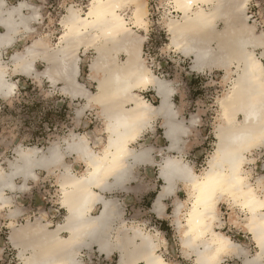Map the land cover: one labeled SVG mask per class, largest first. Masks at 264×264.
<instances>
[{
  "label": "bare ground",
  "instance_id": "6f19581e",
  "mask_svg": "<svg viewBox=\"0 0 264 264\" xmlns=\"http://www.w3.org/2000/svg\"><path fill=\"white\" fill-rule=\"evenodd\" d=\"M170 2L178 16L170 17L166 24L169 45L191 57L192 70L224 67L230 78L231 66L236 67L230 88L218 98L214 152L199 173L181 156L180 140L188 127L177 116L172 101L175 88L144 63L146 36L137 31L147 30L146 0H90L84 13L70 5L60 21L57 46L48 48L42 37L35 38L24 47V53L11 55V68L3 61L2 52L18 37L32 32L29 21L37 19L39 13L28 0L10 6L7 0H0V98H8L16 89L15 82L7 79L9 69L18 74L34 72L53 85L62 82L60 92L84 99L83 108L97 107L107 135L99 151L85 135L74 132L61 145L54 143L45 149L18 146L15 160H9V170L0 167V207L12 201L6 191L25 188L36 168L63 169L58 179L60 204L66 211L63 220L52 228L37 220L21 227L11 224L10 240L18 247L22 264H83L82 250L94 244L104 250L111 223L120 216L116 200L104 194L122 187L133 176L134 165L154 162L150 147L131 144L144 130L153 129L156 118L162 119L168 151L178 155L167 154L159 160L158 176L163 183L153 205L161 212L162 197L175 194L180 183L186 187V206L176 202L173 214L183 252L193 255L195 264H220L224 255L240 257V264H264V174L252 178L257 162L253 151L264 149V66L260 59H264V34L255 33L246 22L248 0ZM124 8L130 9L128 18ZM220 22L223 26L218 28ZM82 46L84 51L90 47L95 50L88 64L89 78L96 82L95 92L76 80L77 51ZM257 48L261 49L259 56L255 54ZM120 55L124 60L119 61ZM36 60L46 63L43 72L35 71ZM148 87L155 92L157 104L136 92ZM66 154L82 160L86 170L73 173L64 162ZM261 168L263 171L264 157ZM16 178L23 184L17 185ZM225 201L244 214L240 224L257 248L252 256L219 229L223 223L219 205ZM115 241L121 250L130 244L134 247L126 254L120 251L119 264H169L158 251L157 236L139 226L122 224Z\"/></svg>",
  "mask_w": 264,
  "mask_h": 264
},
{
  "label": "rangeland",
  "instance_id": "374dc122",
  "mask_svg": "<svg viewBox=\"0 0 264 264\" xmlns=\"http://www.w3.org/2000/svg\"><path fill=\"white\" fill-rule=\"evenodd\" d=\"M18 0H7V5H14ZM34 4L39 17L30 19V33L22 37L18 44H14L7 50L2 52L3 61L12 67L11 55L16 52L24 53V47L32 43L35 38L42 37L46 41L48 48L57 46L59 36L62 32L61 19L66 13V9L73 5L81 9V13L87 10L90 0H28ZM171 0H146L147 8V30H138L139 34L146 36L142 46V56L145 65L151 71L169 80L175 88V94L172 101L176 105L178 118L183 120L188 127V121L195 117L194 125L188 127V131L184 137V141L180 140L182 147L181 154L183 159L188 162L195 172L199 173L206 165L208 159L215 149V126L219 123L218 119V98L227 91L231 86V78L236 76V67L231 66L230 78L227 76L224 67L214 66L205 68L198 72L191 69L192 59L176 51L169 45V34L167 30V21L172 16H178V13L171 9ZM123 14L130 13L129 8H124ZM32 10H25L29 13ZM246 22L253 27L255 33L264 34V0H248L246 9ZM223 24L220 22L218 28ZM34 28V29H33ZM34 30V31H33ZM19 40V38H18ZM17 40V41H18ZM16 41V42H17ZM214 45V44H213ZM215 46V45H214ZM94 49L90 47L84 51V46L78 49L79 74L76 80L83 83L90 91H96V82L89 78L88 64L95 55ZM261 49H256L255 54L260 55ZM119 61L124 60L125 56L120 55ZM264 66V59L260 57ZM235 67V68H234ZM46 63L42 60H36L34 69L37 72H43ZM7 79L15 82V92L8 98H0V167L8 171L9 160H15V149L20 147H40L45 149L47 146L58 143L63 144L64 138L70 136L72 132L85 135L90 145L96 151H99L106 142L107 135L104 129V120L99 114V109L92 106L83 108L84 99L76 97L71 98L60 92L63 83L58 81L53 85L47 78L31 74L12 73L9 69ZM51 83V84H50ZM60 87V88H59ZM152 104L158 103L155 92L148 87L136 91ZM81 109L80 113H77ZM148 141L146 145L151 148L154 162L158 163L162 156L167 154L178 155L176 152L160 153L164 149L163 132L161 120H157L153 124V129H146ZM143 131V133H144ZM150 131V132H149ZM141 137L137 142L132 143L131 147H141L139 143H143L145 138ZM151 136H154L152 139ZM187 136V137H186ZM156 148V149H155ZM252 156L257 158V162L253 165V177L264 174V170L259 168V161L264 157V149L254 150ZM64 162L71 166L73 173L79 175L86 170L85 163L77 159L73 154H66ZM153 162V163H154ZM143 166V164L134 165L133 177L129 184L137 185L140 202L132 201L130 204H122V195L120 190L114 189L105 194L108 198H113L118 203L121 221H132L136 216L141 220L142 227L149 230L155 223L154 220L160 221V214L154 213L152 210L153 196L156 194L161 180L158 177V166L156 164ZM252 166V165H251ZM150 168V174L144 176L143 170ZM251 168V167H249ZM63 169L54 168L52 171L35 170V176L26 181V187L22 190L6 191L11 198L9 206L0 207V264H22V260L18 255L17 247L12 244L10 235L13 227H21L27 221H41L48 228L54 227L61 222L65 216V208L60 204L62 193L60 190L58 179ZM138 172L141 175H138ZM17 185L23 184L20 178H16ZM264 196V195H263ZM186 187L181 183L175 194L168 196L164 202L169 203L166 214L163 216L168 219L169 225L162 224L157 226L162 233L151 230L158 241L163 246L162 255L169 264H195L193 257L190 256H173L166 252L168 247L180 249V231L177 230L175 224L174 208L176 202L182 201L186 206L188 199ZM139 199V198H138ZM139 206L135 212L132 206ZM186 207L182 208L185 213ZM98 208L93 212L96 213ZM12 211L15 213L12 214ZM219 217L222 220L220 230L230 236L232 241L241 244L247 253L254 254L257 250L250 234L243 230L240 223L244 221V214L237 207L231 206L228 202L219 205ZM146 221L144 222V220ZM183 221V215L180 216ZM124 222V221H123ZM127 222L128 225L132 223ZM118 224V221L116 222ZM115 223V224H116ZM120 226V225H119ZM242 226V228L240 227ZM240 227V228H239ZM115 233V232H114ZM112 234V237L114 236ZM166 249V250H165ZM100 258L97 248L92 246L91 249L82 250L83 264H94L92 260ZM118 253L112 254L110 264H119ZM235 262V263H234ZM222 263V261H221ZM226 263L223 261V264ZM233 264H239L240 258H233Z\"/></svg>",
  "mask_w": 264,
  "mask_h": 264
},
{
  "label": "crops",
  "instance_id": "0c3cea01",
  "mask_svg": "<svg viewBox=\"0 0 264 264\" xmlns=\"http://www.w3.org/2000/svg\"><path fill=\"white\" fill-rule=\"evenodd\" d=\"M0 31H1V28H0ZM29 33V32H28ZM18 38H19V40H18ZM17 38V42H16V44H18L19 42H20V40L22 39V37H18ZM199 72V71H198ZM67 96H69V95H67ZM69 97H71V96H69ZM71 98H76V97H71ZM147 100V99H146ZM176 106V105H175ZM177 109V108H176ZM161 120V122H162V119L161 118H156V119H154L153 120V124H154V122H156L157 120ZM192 125H194V123H191V121H188V127H190V126H192ZM162 126V125H161ZM162 128H163V126H162ZM150 132V131H149ZM144 135L145 136H147V131H144V133L142 134V136L141 137H144ZM215 136V135H214ZM140 137V138H141ZM154 136H151V138L150 139H152ZM184 137H185V135L182 137V140L184 141ZM187 137V136H186ZM163 138H164V142L166 143V146H164V149H161L160 150V153L161 154H163V153H168L169 151H168V149H167V146H168V140H167V138H166V136H165V134H164V132H163ZM148 141V136L145 138V141L143 142V143H139L140 144V146L141 145H146V142ZM156 149V148H155ZM152 154V153H151ZM152 156H153V154H152ZM181 156H182V154H181ZM183 157V156H182ZM153 160H154V157H153ZM155 163V162H154ZM154 163H151V164H143V166H147V165H152V164H154ZM157 166H158V169H159V164L158 163H155ZM8 166H9V162H8ZM10 168V167H9ZM259 168H260V170L262 171V168H261V161H259ZM36 169H40V168H36ZM35 169V170H36ZM158 169H157V171H158ZM40 170H43V169H40ZM150 171H151V169L150 168H147L146 167V169L145 170H143V172H144V176H147V175H149L150 174ZM158 173V172H157ZM134 174H136V172L134 171L133 172V176H134ZM138 175H141V173L140 172H138ZM132 176V177H133ZM159 177V176H158ZM131 179V178H130ZM128 180L126 183H124V185L122 186V187H119V188H116V189H118V190H120V192H121V195H122V204L124 205V204H130V202H132V201H135L136 200V202L138 203V202H140L141 201V198H140V192H139V190H138V188H137V185H133V184H129L128 185V182H130L131 180ZM159 179L161 180V185H162V183H163V180L159 177ZM160 185V186H161ZM160 186H159V188H158V190H157V192H156V194L153 196V202H154V200L156 199V197H157V195H158V191H159V189H160ZM17 190H19V189H17ZM114 190V189H113ZM13 191H15V190H13ZM112 191V190H111ZM108 192V191H107ZM107 192H105V194L107 193ZM110 192V191H109ZM104 194V195H105ZM168 196H170V195H165L164 197H162V199H161V202H162V204H163V208H162V211L161 212H157L155 209H154V205H153V202H152V205H151V207H152V210L154 211V213H158V214H160V216L159 217H156L157 219L159 218L160 219V221H157V220H154V224H153V226L152 227H150L149 228V230L147 229V228H143L142 227V221L141 220H138V216H136V218H134L131 222L130 221H127V222H130V223H132V225H128V223L127 222H125V220H124V218H123V220H122V223L124 224V225H127L128 227H130V226H139V227H141V228H143L144 230H146V231H151V230H155L156 232H159V233H162V230H159L158 228H157V226L158 227H160V225H161V223H162V221H165L163 224H162V226H166V225H169L168 224V219L166 218V217H164L163 216V213L164 214H166V211H167V208H168V206H169V203H166V202H164V199H166ZM139 198V199H138ZM131 209L135 212L137 209H139V206H136L135 204H134V206H132L131 207ZM120 210V209H119ZM136 214H138V213H134V215H136ZM122 215H121V213H120V216L119 217H121ZM119 217H117L116 218V220H113L112 221V223H111V232L110 233H116V231L118 230V228L121 226V221H119L121 218H119ZM118 221V224L116 223ZM124 221V222H123ZM146 221V219L144 220V222ZM116 223V224H115ZM120 225V226H119ZM243 230H245V229H243ZM129 231H131V229H129ZM115 233H114V236L112 237V234H110V236H108L107 237V245H106V247L104 248V250H99L98 249V247L96 246V244H94V245H92V246H95L96 248H97V252H98V254H100V258H96L95 257V260H92V263H94V264H110V261H111V256H112V254H115V253H118V255H119V258H120V251H123L125 254L126 253H128V252H130L134 247H133V244H130L129 246H127V247H125V248H123V250H121L120 248H118V247H116V241H115ZM161 246H163L160 242H158V251H161V249H162V247ZM17 249H18V247H17ZM166 250V249H165ZM166 252L168 253V254H170V255H173V256H176V257H178V256H181V257H185V256H190V257H193V255H187V254H185L184 252H183V249H182V247L180 248V249H177V248H173V247H168V249L166 250ZM29 252H27V254H28ZM247 255L248 256H252L253 254L252 253H247ZM118 258V259H119ZM233 258H237V259H239L240 257H237V256H235V255H224L223 257H222V259H221V261H222V263H221V261H220V264H223V261L224 262H226V263H224V264H233L232 263V260H233ZM119 261V260H118ZM241 261H242V259L240 258V263H241ZM235 263V262H234ZM239 263V264H240ZM136 264H143L142 262H138V263H136Z\"/></svg>",
  "mask_w": 264,
  "mask_h": 264
}]
</instances>
